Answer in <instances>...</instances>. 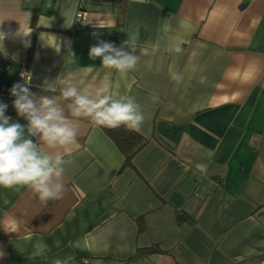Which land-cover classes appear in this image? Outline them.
Returning <instances> with one entry per match:
<instances>
[{
  "label": "crops",
  "instance_id": "1",
  "mask_svg": "<svg viewBox=\"0 0 264 264\" xmlns=\"http://www.w3.org/2000/svg\"><path fill=\"white\" fill-rule=\"evenodd\" d=\"M80 5L0 0L5 115L27 125L10 93L25 63L38 96L51 94L45 79L74 72L81 87L108 82L132 97L147 141L125 165L103 127L80 119L62 199L45 205L27 187L0 188V264H264V0H86L78 23ZM100 40L134 41L124 50L135 69L121 75L90 59ZM150 245L161 250L137 252Z\"/></svg>",
  "mask_w": 264,
  "mask_h": 264
},
{
  "label": "clouds",
  "instance_id": "2",
  "mask_svg": "<svg viewBox=\"0 0 264 264\" xmlns=\"http://www.w3.org/2000/svg\"><path fill=\"white\" fill-rule=\"evenodd\" d=\"M44 26L50 27V21ZM30 33L18 29L15 35L28 37ZM8 35L0 30V51H3V41ZM40 38L59 53L60 44L55 36L41 33ZM133 44L134 41L130 44L126 40L117 47L100 40L90 47L89 57L92 60L100 58L105 69H115L124 75L134 70L138 62L137 55L124 50L125 45L134 50ZM21 75L25 82L14 83L10 93L15 97L13 107L17 115L23 117L27 125L13 122L5 115L7 105L0 103V188L20 191L27 187L46 205L64 195V166L71 162L64 159V155H70L78 146L80 119H89L97 127L115 129L124 126L129 131H139L145 114L132 97H119L108 82L81 87L76 73L63 72L53 81H43L41 88L50 95L38 96L27 86L31 76ZM181 78L179 74H173V79L179 81ZM33 138L38 139L34 141ZM3 255L0 252V258ZM55 264L66 262L58 259Z\"/></svg>",
  "mask_w": 264,
  "mask_h": 264
},
{
  "label": "trees",
  "instance_id": "3",
  "mask_svg": "<svg viewBox=\"0 0 264 264\" xmlns=\"http://www.w3.org/2000/svg\"><path fill=\"white\" fill-rule=\"evenodd\" d=\"M124 16V6L121 5L118 11L119 23L122 24ZM32 49L30 50V53ZM16 63V62H15ZM105 132L113 139L122 153L125 155V165H132V158L138 152V150L143 147L147 141L146 137L140 134L138 131H129L124 126L119 128L110 129L103 127ZM188 219L191 216L186 215L184 212L180 213V219ZM141 230H143L144 225L142 222L139 223ZM161 249L156 245L143 246L137 249L139 253H147V252H158Z\"/></svg>",
  "mask_w": 264,
  "mask_h": 264
},
{
  "label": "built area",
  "instance_id": "4",
  "mask_svg": "<svg viewBox=\"0 0 264 264\" xmlns=\"http://www.w3.org/2000/svg\"><path fill=\"white\" fill-rule=\"evenodd\" d=\"M86 0H81V5H80V8L77 12V15H76V20L78 23H81L84 21V19L86 18V15L88 13L87 9H86ZM16 68H17V74H18V77L19 79L21 80V82H25L24 79L22 78V73H26L29 74V71L25 65V63H16ZM12 66L11 63H6L5 66L3 67V71L9 69L10 67ZM30 75V74H29Z\"/></svg>",
  "mask_w": 264,
  "mask_h": 264
}]
</instances>
